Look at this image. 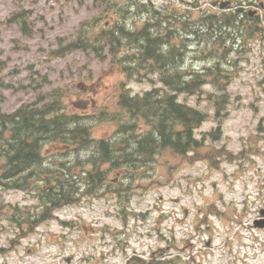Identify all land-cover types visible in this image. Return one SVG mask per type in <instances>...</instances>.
Instances as JSON below:
<instances>
[{
    "label": "rangeland",
    "instance_id": "1",
    "mask_svg": "<svg viewBox=\"0 0 264 264\" xmlns=\"http://www.w3.org/2000/svg\"><path fill=\"white\" fill-rule=\"evenodd\" d=\"M254 1L259 0H236L226 12L244 7L247 13L254 10ZM92 3L93 0H0V110L10 115L21 104L30 100L28 105L43 95L55 103L57 111L64 108L69 117L79 114L76 116L81 119L93 114L89 122H82V129H87L91 137L114 143L132 140L134 146V134L146 127L136 129L139 121L133 122L130 115L126 125L132 126L131 131L122 133V129L119 133L115 124L119 108L112 105L103 110L113 97L102 87L89 94L81 92L79 84L117 85L121 92L125 89L144 98L154 87L162 88L159 83L154 86L155 79L149 71L136 72L138 63L131 65L127 59L122 61L129 71L121 70L120 52L112 55L99 46L97 51H76L65 59L54 55L59 37L66 38L69 44L80 32L81 23L94 16ZM126 6L140 10L136 18L138 30L149 21L152 8L164 11L175 7L196 21L206 11L223 14L212 0H117L116 11L104 14L87 36L94 33L95 38L103 40L109 21L132 26L124 19L128 15L122 16ZM255 9L260 11L259 19L245 20L250 30L244 25L222 30L232 40L236 54L227 57L223 47H215V51L206 48L220 32L210 35L201 21L194 24L203 36V45L192 37L194 51H189L188 45L184 49L180 61L184 72H199L204 66L202 60H214L216 54L225 69L220 78L221 91L207 85L199 90L206 100L189 98L190 106L201 108L208 117L196 130L199 140L208 135L205 147L198 154L181 156L157 148L152 159L139 157L140 153L137 162L129 164L131 173L124 170L128 166L124 160L118 161L112 166L108 179L111 188L107 186L105 195L98 184L87 197L79 195L75 205L59 212L61 219L43 220L36 229L27 227L24 234L8 216H13L14 206L23 209L36 201L25 198V192L0 189V264H129L131 260H153L157 264H264V231L253 227L257 210L264 204V10ZM21 12H27L30 33H25L23 23H9L13 15ZM101 12L104 7L97 14ZM172 41L176 40L170 39L175 45ZM64 64H71L74 73L61 70ZM43 76H47L46 81ZM32 80L31 90L22 89ZM259 81L263 83L261 88L257 86ZM185 100L186 97L179 98L181 103ZM97 106L102 110H96ZM148 106L157 104L145 103ZM217 106L221 113L215 117ZM102 111L111 116L96 121L95 114ZM218 127L222 133L210 135ZM90 155L86 151L84 159ZM46 164L43 170L53 169L51 161ZM85 168L101 172L105 163L95 160L93 164L86 163ZM117 172L125 174L122 181L126 185L122 188L117 187L122 181L112 180ZM80 192H86L84 187ZM126 192L129 198L126 197L124 216L116 199L119 193ZM100 228L105 229L98 231Z\"/></svg>",
    "mask_w": 264,
    "mask_h": 264
},
{
    "label": "trees",
    "instance_id": "2",
    "mask_svg": "<svg viewBox=\"0 0 264 264\" xmlns=\"http://www.w3.org/2000/svg\"><path fill=\"white\" fill-rule=\"evenodd\" d=\"M113 1L110 0V7L112 6ZM220 1V0H218ZM110 8L107 9L109 11ZM110 11L115 12L116 8H111ZM126 8H122V16L125 15ZM174 11V12H173ZM173 11L168 12H161L156 14V21L157 23L152 26L149 23L144 27V29L134 32H123L126 31V29L122 27H117L115 29L119 30V34H123L125 36H129L130 43L138 48L139 54H136V58H138L136 61L132 62V64L138 63V66L136 69V72H140L142 67L150 66L152 68H155L156 71H158L163 78L167 79L170 78L171 80H168L166 84H168L171 87H177V83L174 80L175 77H178L180 75L179 67L180 62H177V56H176V50L172 49L170 53L164 54V51L161 50V45L164 43V40H169L171 37H176L177 29L172 26L181 25L182 30L184 32H194V30L191 26L192 23V17H188L187 14H182L180 10L177 8ZM207 14V18L204 19V22L206 26L211 29L212 31H217V28H219L220 24L224 25H234L236 23H239V15L242 14L239 10L236 12H231L230 14H222L219 17H216V14H213L211 12H205L203 16ZM155 27L156 32L153 34L151 32V28ZM214 27L216 29H214ZM166 30L170 36L165 35L162 36V31ZM151 32V33H150ZM159 33V35L157 34ZM211 34V33H210ZM120 39V38H119ZM115 37V31L114 32H106V40L110 43H114L116 45H120L121 40H119ZM188 39V38H187ZM219 40L216 41V43H221V39L218 37ZM170 43V40L168 41ZM181 41L177 40V44L179 45ZM215 43L211 39V44ZM215 43V44H216ZM123 47V44L120 45ZM181 46V45H180ZM182 50V48H180ZM229 49L224 48V52L227 54ZM131 54V52H130ZM135 70V69H134ZM216 73L220 74V70L216 69ZM213 68H210L207 70V72L203 75L205 77L207 76H213ZM199 78L197 75L192 77L189 82H185L184 90L189 93H196V91L203 85L202 77ZM150 95V94H149ZM151 96L147 97V99H150ZM158 105L163 104L161 109L158 107V110L162 113L163 116H161L163 121H161V124L163 126H160V132L164 133L162 136H160V142L162 141V145H167L171 147L176 153H184L188 149H192V130L200 121V118L198 117V114L192 110H189L190 114L195 115H187L185 110L182 108L181 105H178L176 102V98L173 96L171 97H165L162 101H156ZM24 114L19 116L21 119H24ZM1 118V115H0ZM15 119V118H14ZM17 121H20L17 119ZM170 121L176 122V124H183L186 127L185 132H176L171 134V127ZM18 122H16L17 124ZM15 124V126H16ZM159 125V123H158ZM22 128L17 129L16 131H21ZM159 134L161 135V133ZM161 137L163 140H161ZM185 139V141H183ZM7 140V138H6ZM147 140V139H146ZM8 150L5 151L4 148H0V158L4 161V165L1 168L2 174L7 176L8 178H21L22 175L25 172V168L31 163V159L35 158L34 149L25 145V137L23 135L19 136L15 133L13 134L12 138L8 139ZM6 142V141H5ZM5 142L0 141V144H2L5 147ZM143 144V143H142ZM190 145V146H189ZM27 147V148H26ZM21 222V221H20ZM19 222V223H20Z\"/></svg>",
    "mask_w": 264,
    "mask_h": 264
},
{
    "label": "flooded vegetation",
    "instance_id": "3",
    "mask_svg": "<svg viewBox=\"0 0 264 264\" xmlns=\"http://www.w3.org/2000/svg\"><path fill=\"white\" fill-rule=\"evenodd\" d=\"M260 211V210H259ZM259 211H258V214H259ZM261 213V212H260ZM259 221H261L263 224H264V218H260L258 217Z\"/></svg>",
    "mask_w": 264,
    "mask_h": 264
}]
</instances>
